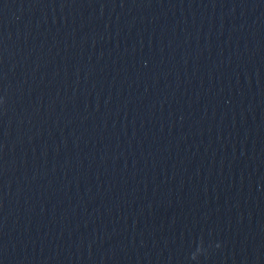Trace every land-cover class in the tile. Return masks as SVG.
Masks as SVG:
<instances>
[{"label": "water", "instance_id": "1", "mask_svg": "<svg viewBox=\"0 0 264 264\" xmlns=\"http://www.w3.org/2000/svg\"><path fill=\"white\" fill-rule=\"evenodd\" d=\"M0 264H264V0H0Z\"/></svg>", "mask_w": 264, "mask_h": 264}, {"label": "clouds", "instance_id": "2", "mask_svg": "<svg viewBox=\"0 0 264 264\" xmlns=\"http://www.w3.org/2000/svg\"><path fill=\"white\" fill-rule=\"evenodd\" d=\"M211 247V246H209ZM219 247V245H217ZM208 254V248L204 247L203 240L201 239L200 244L196 247V249L191 253L190 259L193 261H198L200 256H206Z\"/></svg>", "mask_w": 264, "mask_h": 264}]
</instances>
